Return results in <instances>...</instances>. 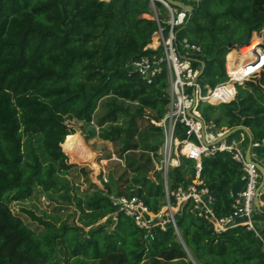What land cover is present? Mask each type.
Wrapping results in <instances>:
<instances>
[{"label": "trees", "instance_id": "1", "mask_svg": "<svg viewBox=\"0 0 264 264\" xmlns=\"http://www.w3.org/2000/svg\"><path fill=\"white\" fill-rule=\"evenodd\" d=\"M153 3L158 11L164 8L157 0ZM151 6V0H0V264H264L262 243L253 231L239 225L214 233L207 218L194 216L190 203L175 221L192 260L171 224L146 234L118 213L112 229L106 225L112 220L108 218L84 231L72 221L55 227L30 213L51 228L39 236L9 207V202L29 198L35 187L58 191L56 174L76 166L68 148L78 144L79 137L68 121L93 122L98 102L106 96L114 99L97 119L99 137L121 140L125 153L139 147L134 140L144 126V133L157 136L154 144L142 137L144 149L157 155L163 134L151 120L164 116L169 101L165 73L148 84L122 67L129 57L145 52L157 28ZM238 29L246 41L256 31L264 45V0H203L175 28L177 39L187 37L202 46L201 80L209 86L225 79L226 44L238 45L233 40ZM235 55V49L228 53V67ZM255 80L238 85L230 102L201 103L203 119L227 128L244 125L254 139L264 137V69ZM115 98L137 106L124 127L118 119L127 110ZM105 124L109 126L103 128ZM185 129L178 123L175 136L185 138ZM37 134L50 160L44 165L34 150L30 161L22 151L23 137ZM184 151L198 150L187 145ZM149 155L134 170L150 169ZM180 162L168 171L170 187L186 185L195 177V161L180 155ZM242 173L227 151L202 156L200 179L213 197L216 216L231 211L230 193L237 191ZM138 182L116 194L139 196L158 211L165 202L162 181L143 177ZM91 185L95 189L85 209L103 212L102 216L113 213L116 207L107 195L112 193L107 183L104 189ZM259 231L264 238V227ZM60 245L66 247L67 257Z\"/></svg>", "mask_w": 264, "mask_h": 264}, {"label": "built area", "instance_id": "2", "mask_svg": "<svg viewBox=\"0 0 264 264\" xmlns=\"http://www.w3.org/2000/svg\"><path fill=\"white\" fill-rule=\"evenodd\" d=\"M158 1L164 6L168 17L165 20L160 19L158 10L153 9V18L157 22V28L151 34L149 42L143 47L145 52L129 57L122 67L128 75L136 74L148 84L165 73L169 101L164 116L158 121L151 120L161 127L163 134V146L158 148L161 158L155 162V165L161 173L165 203L154 212L139 196L127 197L124 194L109 193L107 195L116 209L113 213L106 215L103 220L111 218L116 221L118 213H122L146 234H151L156 227L165 230L168 224H171L177 234L179 230L175 215L184 205L190 203V211L195 217L207 218L214 233L218 234L239 225L245 226L259 238L264 251V238L253 221L258 212L254 206V196L261 180V173L254 162L264 167V137L252 138L250 148L252 162L246 161V133L240 130L238 134L234 133L219 141L220 137L231 128L218 126L212 120H204L199 111L201 103L219 104L234 100L238 85L260 77L264 69L262 38L256 32L259 37L254 36L245 44L229 48L230 51L236 50L233 64L228 67V53L230 52L228 51L225 55V79L214 86H209L201 80L202 46L186 37H182L180 41L176 38L175 28L184 23L188 12L168 4L165 0ZM179 1L193 7L203 0ZM151 2L154 6L152 0ZM163 23L167 25V29ZM252 41H254L253 44H251ZM242 46H251L243 61L237 57ZM149 50L150 52H147ZM178 123L186 128L185 138L175 136ZM187 145L192 149H197L198 152L185 153L184 148ZM217 151L229 152L232 159L241 165L243 171L241 180L244 182L242 189L231 191L232 209L222 216L215 215L212 207L213 197L200 179L202 156L212 155ZM180 155L195 161V177L191 183L170 187L168 171L181 164ZM115 160L122 161L116 158ZM107 181L106 176H102L101 183H99L101 189H104L103 184ZM259 206L264 209V185L259 193Z\"/></svg>", "mask_w": 264, "mask_h": 264}, {"label": "rangeland", "instance_id": "3", "mask_svg": "<svg viewBox=\"0 0 264 264\" xmlns=\"http://www.w3.org/2000/svg\"><path fill=\"white\" fill-rule=\"evenodd\" d=\"M151 7L152 10L155 9L153 5ZM158 12L162 20L168 17L164 8L160 7ZM163 25L167 28V25L164 23ZM254 36H258L256 31L251 33L250 39ZM180 39L181 38H179L178 41H180ZM233 40L235 43H238V45L236 44L237 46L247 42L239 29L235 31ZM248 50L240 49L238 58L245 59ZM255 79L258 80L259 77ZM257 80L254 82H257ZM242 85L246 84L243 83ZM203 89L205 90V88ZM112 99H114L112 96H106L98 102L97 109L94 112L93 122L87 124L84 121H68V124L75 130L74 136H82L87 144L85 142L83 143L81 137H79L78 144L75 143L74 146L68 148L70 155L76 161V163L73 162L76 166L72 167L66 173L56 174V188L58 191H45L40 187H35L33 194L29 198L21 201L9 202V207L12 212L19 215L24 223L39 236L49 233L51 228L46 227L39 220L33 219L30 213L35 217H39L51 223L55 227H59L63 222L71 223L72 221L78 226L83 227L84 231H90L93 227L104 223L106 220L103 219L106 215L102 216L103 212L91 211L84 207L88 197L95 189L91 184L93 183L102 188L99 184L101 183L102 176H106L108 180L106 183L112 193H116L118 190L124 191L125 187L129 183H135V180H139L140 182L138 183L141 184L143 177L155 182L156 180L161 182V173L157 170L155 162H158L159 158H161L158 151L163 145L161 144L156 151L157 155L151 154V157L147 153L151 151L149 150L150 148L144 149L145 143L142 141V137H147V143L154 144L157 136L155 134L147 135V133H144L142 129L144 126H141V130H138L134 140L139 144V147L136 150L125 153L121 152V140L111 142L110 140H104L99 137L98 132L100 130H98L97 127V119L106 111L107 104L111 103ZM115 103L127 110L121 113L118 119L119 124L124 127L126 126L129 115L135 111L137 106L135 103L119 98H115ZM145 124L146 122L144 125ZM108 126L109 124H105L103 128ZM246 145L247 143H245V146ZM33 150L39 155L41 165L50 161L43 153L41 148V136L39 134L25 135L23 137L22 151L26 160H31ZM146 155L151 157V163L149 164L150 169L147 171L134 170L138 162L145 161ZM115 158L118 160L122 159V161H117ZM129 162L132 163L131 166H128ZM144 189L146 190V188ZM8 196L10 197V194ZM259 213L261 214V212H257L256 214ZM260 218H264V215H260ZM260 218L254 217L253 221L258 228H263L264 222L261 221ZM107 221V227L112 229L115 221ZM60 249L67 257L66 247L60 245Z\"/></svg>", "mask_w": 264, "mask_h": 264}, {"label": "water", "instance_id": "4", "mask_svg": "<svg viewBox=\"0 0 264 264\" xmlns=\"http://www.w3.org/2000/svg\"><path fill=\"white\" fill-rule=\"evenodd\" d=\"M152 1H154V0H152ZM165 1H167L168 4H170L172 6H175L177 8H181V9H185L188 13H190L193 10V7L191 5L184 4L183 2H181L179 0H165ZM235 45L236 44H232L231 42H228L226 44V47L227 48H232ZM201 73H202V71H201ZM240 130H242V131H244L246 133L247 139H248V143L246 145V150H245V159H246V161L252 162L251 159H250V148H251V142H252V138L253 137H252V133L249 130V128H247L245 126H242V125H238V126L232 127L231 129L226 131L222 135V137H220L219 141L227 138L228 136H230V135H232V134H234V133H236L237 131H240ZM71 163H73V162H71ZM254 164L256 165V167L258 168V170L261 173V180H260V183L258 184V186L256 188V191H255L254 206H255V209L257 211H261L260 206H259V193L261 192V188L264 185V167L262 165H260L259 163H257V162H254ZM177 236L180 239V242L182 243L184 250L188 253V255L190 257V253H189L187 247L185 246L184 242L182 241L179 231L177 232ZM190 259H191V257H190Z\"/></svg>", "mask_w": 264, "mask_h": 264}, {"label": "crops", "instance_id": "5", "mask_svg": "<svg viewBox=\"0 0 264 264\" xmlns=\"http://www.w3.org/2000/svg\"><path fill=\"white\" fill-rule=\"evenodd\" d=\"M263 88H264V87H263ZM249 130H250V129H249ZM79 135H81V134H79ZM79 137H81L82 141L85 142V140L82 138V136H79ZM85 143H86V142H85ZM86 144H87V143H86ZM243 187H244V182L241 180V182H240V184H239L237 190L242 189ZM260 215H264V214H262V213L260 214V213H259V214H256L255 217H256V218H257V217L260 218ZM260 219H261V221L264 222V218H260Z\"/></svg>", "mask_w": 264, "mask_h": 264}, {"label": "bare ground", "instance_id": "6", "mask_svg": "<svg viewBox=\"0 0 264 264\" xmlns=\"http://www.w3.org/2000/svg\"><path fill=\"white\" fill-rule=\"evenodd\" d=\"M187 150L189 151V149L187 148ZM198 152V151H197ZM194 153H196V152H194Z\"/></svg>", "mask_w": 264, "mask_h": 264}]
</instances>
